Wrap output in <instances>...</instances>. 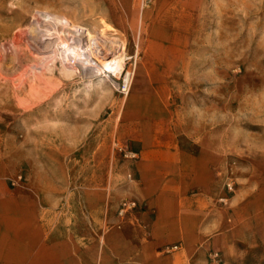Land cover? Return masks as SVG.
<instances>
[{
  "label": "rangeland",
  "instance_id": "1",
  "mask_svg": "<svg viewBox=\"0 0 264 264\" xmlns=\"http://www.w3.org/2000/svg\"><path fill=\"white\" fill-rule=\"evenodd\" d=\"M146 3L134 0L129 15L117 0H0V180L31 198L49 241L78 247V264H143L138 156L127 153L141 138L167 134L208 163L206 188L189 191L208 229L190 250L170 242L157 256L264 264V0H209L199 27L172 29L183 43L163 49L184 58L163 61L165 71L144 59L162 50L147 43ZM62 22L85 37L113 38L123 70L84 75L59 50L65 43L33 47L38 27L69 40ZM131 200L141 206L119 214ZM174 243L179 249L167 252ZM14 254L0 251V264H28ZM63 260L48 264H72Z\"/></svg>",
  "mask_w": 264,
  "mask_h": 264
},
{
  "label": "crops",
  "instance_id": "2",
  "mask_svg": "<svg viewBox=\"0 0 264 264\" xmlns=\"http://www.w3.org/2000/svg\"><path fill=\"white\" fill-rule=\"evenodd\" d=\"M117 1L120 10L130 15L134 0ZM208 3L209 0H148L142 15L149 28L147 43L157 44L162 50L147 51L144 59L157 60L158 68L165 71L168 66L163 61L176 63L184 58L183 52H170L163 47L183 43V36L177 39V32L172 29L199 27ZM108 11L117 9L111 7ZM185 17L193 23H184ZM140 142L141 148L134 151L138 156L134 165L135 195L145 207L141 218L148 227L149 239L140 248L139 258L143 264H165L166 261L157 256L159 248L180 242L190 250L207 232V216L202 217V207L199 203L193 204L195 198L189 191H200L192 194L196 196L206 188L208 163L200 153L187 152L175 137L167 134L154 140L141 138ZM65 246L71 253L69 257L63 255ZM77 250L74 243L65 245L58 238L49 241L47 223L41 221L31 198L12 195L8 184L0 180V251H14L15 261L25 260L28 264H48L63 259L78 264Z\"/></svg>",
  "mask_w": 264,
  "mask_h": 264
},
{
  "label": "bare ground",
  "instance_id": "3",
  "mask_svg": "<svg viewBox=\"0 0 264 264\" xmlns=\"http://www.w3.org/2000/svg\"><path fill=\"white\" fill-rule=\"evenodd\" d=\"M62 25V28L64 27L70 31V34H68L69 36L71 35L69 40L64 37L61 38L59 36L60 32L58 33L55 30L50 32V30L38 27L31 35L34 43L33 47L43 53L46 51L42 48H49L50 45L57 47L59 43H65L64 45L61 44L62 46L59 47L61 48L59 50L65 54V57L66 55L72 56L74 62L80 65L84 75L90 72L100 73L102 69L111 72L116 68L117 70L119 69L118 71L123 70V48L109 35L100 33L96 38L91 35L85 37L81 33L71 30L70 27H65L63 22ZM124 82L129 85L130 71L126 72Z\"/></svg>",
  "mask_w": 264,
  "mask_h": 264
},
{
  "label": "built area",
  "instance_id": "4",
  "mask_svg": "<svg viewBox=\"0 0 264 264\" xmlns=\"http://www.w3.org/2000/svg\"><path fill=\"white\" fill-rule=\"evenodd\" d=\"M127 155H129L131 158H136L137 157V153L134 152V151H129L127 153ZM138 206H141L139 205V203L135 200H131V201H125L121 204V209H120V212L119 214H123L124 212H126L127 210H131L133 208H136ZM179 249V244L177 243H174L170 246H166V251L167 252H170V251H175V250H178Z\"/></svg>",
  "mask_w": 264,
  "mask_h": 264
}]
</instances>
